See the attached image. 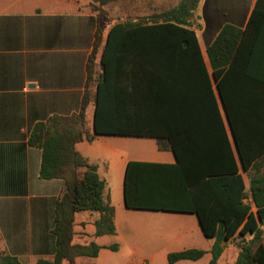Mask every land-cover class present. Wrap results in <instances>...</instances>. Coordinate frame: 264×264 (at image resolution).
Returning a JSON list of instances; mask_svg holds the SVG:
<instances>
[{
	"label": "trees",
	"instance_id": "16d2710c",
	"mask_svg": "<svg viewBox=\"0 0 264 264\" xmlns=\"http://www.w3.org/2000/svg\"><path fill=\"white\" fill-rule=\"evenodd\" d=\"M96 1L101 11L81 110L37 125L30 140L42 148L41 177L65 181L56 210L55 257L37 264H75L76 257L98 256V243H73L78 212L99 213L96 236L115 233L105 181L75 148L97 134L155 138L176 156L174 163L128 162V208L197 214L204 234L215 238L209 264H217L229 241L238 248L232 264H264V71H247L243 58L256 48L251 30L258 13L244 30H222L208 47L209 71L186 19L198 0H183L140 22L113 21L101 7L106 0ZM91 102L93 133L85 131ZM243 172L250 174L249 186ZM109 247L117 250L118 244ZM204 255L202 249H186L170 253L168 262ZM0 264L21 263L0 256Z\"/></svg>",
	"mask_w": 264,
	"mask_h": 264
},
{
	"label": "crops",
	"instance_id": "0c3cea01",
	"mask_svg": "<svg viewBox=\"0 0 264 264\" xmlns=\"http://www.w3.org/2000/svg\"><path fill=\"white\" fill-rule=\"evenodd\" d=\"M182 1L106 0L101 7L113 21L140 22ZM95 3L0 0V256L15 257L21 264L53 260L57 251L56 210L65 181L41 177L42 148L30 140L37 125L81 110L98 28ZM255 11L258 19L251 38H256V48L243 58L249 61L247 71H264V0H198L186 19L209 71L208 47L227 27L246 29ZM89 89L95 93L96 85ZM94 110L91 102L86 132L93 133ZM75 148L97 166L105 181L104 198L115 209L116 228L114 234L96 236L94 221L99 213H76L73 243L96 242L102 248L97 257H76L75 264H170V253L186 249H202L205 255L173 264H201L202 260L209 264L215 238L204 234L197 214L131 209L118 195L121 187L124 195L129 161L174 163L170 147L160 148L150 137L97 134ZM252 210L256 211L253 204ZM105 237L111 240L100 243ZM112 244H118V249H111ZM237 256L238 248L229 241L217 264H232Z\"/></svg>",
	"mask_w": 264,
	"mask_h": 264
},
{
	"label": "rangeland",
	"instance_id": "374dc122",
	"mask_svg": "<svg viewBox=\"0 0 264 264\" xmlns=\"http://www.w3.org/2000/svg\"><path fill=\"white\" fill-rule=\"evenodd\" d=\"M92 6H93V9L95 10V11H98L99 12V10L101 11V8H100V6H99V4L98 3H95V4H92ZM103 12L104 11H102V13L100 14V15H105V12H104V14H103ZM105 32V31H104ZM106 33V32H105ZM205 57H206V60H207V63H208V65H209V67H210V64H209V61H208V58H207V55H206V53H205ZM209 69H211V68H209ZM212 70V69H211ZM97 71L98 72H100V65L97 67ZM64 124L63 123H60L59 125L57 124V125H54L55 127H52L53 129H55V128H61L62 126H63ZM90 127V125H88V128ZM261 172H264V160L262 161V163H261ZM243 174H244V177H245V180H246V182H247V185L249 186V182H250V174L249 173H247V172H243ZM115 190V189H114ZM118 195L121 197V198H123L124 199V195H123V189H122V187L120 188V189H118ZM166 212V211H165ZM262 227L264 228V224L262 225ZM89 229H91V226H89L88 227V230ZM109 240H111V238L110 237H105V238H102L101 239V241H100V243H102V242H105V241H109ZM237 242V241H236ZM201 264H205L206 263V260H202L201 262H200ZM221 264H223V262H221Z\"/></svg>",
	"mask_w": 264,
	"mask_h": 264
},
{
	"label": "water",
	"instance_id": "95a60500",
	"mask_svg": "<svg viewBox=\"0 0 264 264\" xmlns=\"http://www.w3.org/2000/svg\"><path fill=\"white\" fill-rule=\"evenodd\" d=\"M93 129L95 131V113H94V117H93Z\"/></svg>",
	"mask_w": 264,
	"mask_h": 264
}]
</instances>
